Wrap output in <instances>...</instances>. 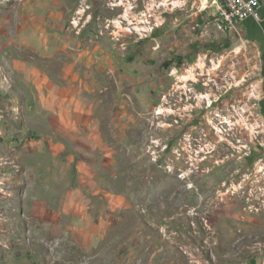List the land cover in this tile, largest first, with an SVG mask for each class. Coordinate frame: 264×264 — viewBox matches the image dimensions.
<instances>
[{
  "label": "rangeland",
  "instance_id": "rangeland-1",
  "mask_svg": "<svg viewBox=\"0 0 264 264\" xmlns=\"http://www.w3.org/2000/svg\"><path fill=\"white\" fill-rule=\"evenodd\" d=\"M71 2L69 9L68 0H31L35 14L66 16L57 25L76 35H108L123 50L121 63L127 52L133 61V85L119 67L128 86L102 95L103 110L117 101V134L107 136L115 163L94 169L101 176L92 184L78 180L74 163L69 182H54L52 200L33 198L46 183L31 181L23 162L29 140L2 80L0 264H264V118L261 108V117L249 115L248 98L259 82L262 48L252 39L264 43V7L261 22L248 18L230 31L201 0H153L168 4L165 23L144 38L114 39L99 26L125 12L140 19L145 0H89L81 31L72 23L80 0ZM13 4L0 0V9L12 12ZM21 6L27 15L30 0ZM100 155L86 151L76 161L90 165ZM54 160L57 167L68 158ZM77 188L88 203H72ZM38 201L45 206L37 215Z\"/></svg>",
  "mask_w": 264,
  "mask_h": 264
},
{
  "label": "crops",
  "instance_id": "crops-1",
  "mask_svg": "<svg viewBox=\"0 0 264 264\" xmlns=\"http://www.w3.org/2000/svg\"><path fill=\"white\" fill-rule=\"evenodd\" d=\"M68 6L69 9L73 6L71 0ZM33 7L30 0L29 13L23 14L21 0H14L12 12L0 9V82L4 79L9 82L13 91L9 93L12 109L22 118L19 134L29 140L23 150L29 149L30 153L24 154L23 162L31 181L35 188L38 183H46L45 192L33 189L31 195L52 200L54 182H69L74 163L81 170L78 180L90 184L101 176L99 168L115 163L109 152L116 150L114 141L107 136L117 134V101L114 107L110 104L103 110L102 95L115 92L119 82L128 86L123 79L119 81V67H124L125 80L132 86L134 65L126 50L125 59L129 63H121L123 58L119 60V56L123 50L110 36L101 37L86 30L76 35L71 27L57 25L65 24L66 16L55 11L49 16H39ZM252 41L262 48L259 81L263 88L260 108L264 118V43ZM3 108L8 110L10 103ZM65 151H69L67 156L62 155ZM86 151H100L98 162L91 161L88 165L76 161ZM55 157H67V164L58 161L55 167ZM55 176L61 177L55 180ZM72 200L88 203L89 197L77 188ZM109 203L117 205L116 201ZM44 206L43 201H38L34 213L41 214Z\"/></svg>",
  "mask_w": 264,
  "mask_h": 264
},
{
  "label": "built area",
  "instance_id": "built-area-1",
  "mask_svg": "<svg viewBox=\"0 0 264 264\" xmlns=\"http://www.w3.org/2000/svg\"><path fill=\"white\" fill-rule=\"evenodd\" d=\"M88 2L89 0H80L79 7L72 18V23L79 31H81L91 19V15L88 13V9H90L91 6ZM145 2L144 9L140 13V19L134 18L130 16L128 12H125L120 19H108L104 28L99 26L98 33L104 34L105 29H108L109 34L114 39L119 38L121 33L134 34L139 38L151 35L157 28L165 23V14L167 13L168 4L166 6L165 2H161L156 8L153 0H145ZM151 4H153V6H151ZM201 4L203 9L212 6L216 8L215 15L218 24L225 30L237 31L240 25L248 18H254L259 22L262 21L261 10L264 7V0H201ZM111 5L115 6L116 3L111 2ZM249 90V115L253 118H259L261 117L259 108L262 99L260 81L252 82ZM240 147L242 149L249 148L248 144H240ZM257 179L259 180V178Z\"/></svg>",
  "mask_w": 264,
  "mask_h": 264
}]
</instances>
